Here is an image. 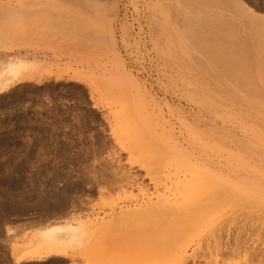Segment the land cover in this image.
<instances>
[{"label": "rangeland", "instance_id": "rangeland-1", "mask_svg": "<svg viewBox=\"0 0 264 264\" xmlns=\"http://www.w3.org/2000/svg\"><path fill=\"white\" fill-rule=\"evenodd\" d=\"M34 1L11 14L16 0H0V63L44 65L40 82L0 93V264H15L11 245L33 230L76 216L103 223L70 258L26 264H260L264 25L252 15L264 18V0ZM114 56L145 93L150 126L130 98L97 95L93 107L72 80L107 74ZM197 167L215 174L212 197L201 186L183 199L176 182ZM121 209L138 214L113 218ZM237 240L251 252L224 253Z\"/></svg>", "mask_w": 264, "mask_h": 264}, {"label": "bare ground", "instance_id": "bare-ground-1", "mask_svg": "<svg viewBox=\"0 0 264 264\" xmlns=\"http://www.w3.org/2000/svg\"><path fill=\"white\" fill-rule=\"evenodd\" d=\"M23 1V0H22ZM29 1V0H28ZM21 2L20 5H19V2H17V4L12 7V10L11 8H8L10 9V13H14L17 12H24L23 10L26 8V6L28 5V7L30 8H26L25 11L29 12L30 10H34L32 9L34 5H31L32 2ZM34 1V0H32ZM37 1V0H36ZM46 1V0H45ZM52 1V0H51ZM70 0H67L66 2H69ZM72 1V0H71ZM70 1V2H71ZM235 1V0H234ZM233 1V4H235V2ZM8 2V1H6ZM12 2V4H14L15 2L14 1H10ZM9 2V3H10ZM38 2V1H37ZM42 2V1H41ZM50 3V0L48 1ZM47 2V3H48ZM64 2V1H63ZM229 2V1H228ZM23 3L25 4L26 3V6L23 5ZM35 3V1L33 2ZM40 3V1H39ZM52 3V2H51ZM238 3V4H237ZM236 4L238 5L237 7L235 6V8H237V10H242V9H245L243 8V4L242 2L239 3L237 2ZM5 4V3H4ZM3 4V5H4ZM22 4V5H21ZM46 4V2H45ZM53 4V3H52ZM51 4V5H52ZM69 4V3H67ZM229 4V3H228ZM231 4V3H230ZM9 5V4H8ZM7 7H10L8 6ZM42 5V4H41ZM40 5V6H41ZM47 5V4H46ZM5 8H6V4L4 5ZM3 6V7H4ZM39 6V7H40ZM49 6V5H47ZM62 7V6H61ZM65 7V6H64ZM230 7V6H229ZM239 7V8H238ZM35 10L37 8L34 7ZM69 8V7H68ZM71 8V7H70ZM69 8V9H70ZM242 8V9H240ZM23 9V10H22ZM45 9V8H42V10ZM63 9V8H62ZM65 9V8H64ZM7 10V8H6ZM13 11V12H12ZM38 11V10H37ZM250 11V10H249ZM7 12V11H6ZM5 12V13H6ZM35 12V11H34ZM32 12V13H34ZM230 12V11H229ZM25 13V12H24ZM31 13V11L29 12V14ZM37 13V12H36ZM248 13H252L251 11L248 12ZM253 14V13H252ZM251 14V15H252ZM8 15V14H7ZM35 15V14H34ZM6 16V15H5ZM254 18L252 19H256L254 20L255 23L259 26H263L264 25V18H258L256 17L255 15H252ZM228 17V16H227ZM226 17V18H227ZM222 19L224 20H227L225 19V17H223ZM223 20V21H224ZM229 20V19H228ZM222 21V22H223ZM253 21V22H254ZM220 22V21H219ZM231 22V21H230ZM233 22V21H232ZM231 22V24H232ZM225 23V22H224ZM227 23V22H226ZM229 24V23H228ZM229 26V25H228ZM264 27V26H263ZM262 28V27H260ZM223 34V33H222ZM220 39V38H218ZM220 42V41H219ZM218 42V45L220 44ZM223 43V42H222ZM220 47V45H219ZM222 53V52H221ZM220 53V54H221ZM25 56V55H24ZM20 57V56H15V57H12V58H9L7 59L6 61L4 60V62H1L3 65L0 66V93L3 92L4 90L7 89V87L11 84V83H15V82H19V81H34V82H40L41 80L39 79V75L41 74V72L44 70L43 67L44 65L42 64L41 61L39 60H31V59H27L26 57ZM222 57V56H221ZM111 61V64H110V68L107 70V74L103 73L102 76L98 77L97 79H94V80H91V81H88V80H83V78H80L78 76H73V81L75 82H83L85 84V86L88 88L89 90V94L91 96V99L92 101L94 102V100L96 99L95 96L97 95H105V94H114V95H117V96H120L121 97H127V100L129 99L131 102L129 108L131 107L132 105V109L133 107H135L136 111L133 109H130L133 111H135L136 113H138L137 111H139L138 115H141L142 114V111H145V114L142 115V116H138V119L137 120L138 122L140 121L142 123V120H143V125L145 126H150L151 124V117L149 116H152L150 115L151 113H153V111H151L152 108H149V101L145 98L144 94H143V90H141L138 86V83L135 81L134 78L131 77V75H129V73H127V71L124 69V66L122 64V62L117 58V56H114L113 59L110 60ZM224 61V60H223ZM0 63V64H1ZM77 72V71H76ZM76 74V73H75ZM220 74V73H219ZM92 75V74H91ZM222 77V76H221ZM112 96V95H111ZM116 96V97H117ZM124 99V98H123ZM145 99L148 101L146 102ZM126 100V99H125ZM123 101V100H122ZM121 102V101H120ZM124 102V101H123ZM122 102V103H123ZM97 103L94 102V105L93 107H96ZM120 105V104H119ZM127 106V104H126ZM141 111V112H140ZM134 112V113H135ZM219 115V114H218ZM144 116V117H143ZM146 116H148L146 118ZM141 117V119L139 118ZM223 119V117H222ZM163 124V123H161ZM231 124V123H230ZM244 125V124H243ZM246 125V124H245ZM244 125V126H245ZM238 127V126H237ZM250 127V126H249ZM163 128V127H162ZM161 128V129H162ZM252 128V127H251ZM166 131V130H164ZM163 132V130H162ZM162 132L161 135H162ZM160 133L158 134V136L160 135ZM164 133V132H163ZM166 134V133H165ZM126 135V134H125ZM129 136V135H128ZM163 136L165 135H162L161 137L163 138ZM160 137V136H159ZM160 137V138H161ZM166 137V136H165ZM225 137V136H223ZM230 137V136H229ZM228 137V138H229ZM242 137V136H241ZM232 138V137H230ZM227 139V138H226ZM164 140L167 141V137L166 139L164 138ZM236 142V141H235ZM239 143V142H237ZM236 143V144H237ZM242 143V142H241ZM175 158V157H173ZM177 158V157H176ZM178 160L181 161V163H186L188 164L183 158H177ZM196 169H201V168H196ZM209 168L207 167V171L204 169V170H200L201 172L199 174H191V177L188 178V179H182V180H178L176 182V188H177V191L180 195H184V193L186 194L187 196V193L189 194H192L195 193V191H198V189L200 190L201 186H203V188L207 187L208 188V192H209V198L212 197L210 196V193L212 192V190L214 191V182L216 180L215 178V174H213L212 171L209 172L208 170ZM251 178V177H250ZM249 179V178H248ZM247 179V180H248ZM255 179V178H254ZM203 180V181H202ZM205 180V181H204ZM245 180V183L246 181ZM251 180L253 181V178H251ZM251 180H249L251 182ZM259 180V179H258ZM255 182L258 183V181L254 180ZM264 182V181H263ZM205 184L207 186H205ZM249 185V187L251 188V190L253 191L254 188H253V185L252 182L251 183H246L245 185ZM259 184V183H258ZM257 184V185H258ZM252 187H251V186ZM256 185V184H255ZM264 185V184H263ZM248 187V186H247ZM248 187V188H249ZM257 188V186H256ZM258 189V188H257ZM256 189V190H257ZM261 189V187H260ZM263 190V189H261ZM201 192V191H200ZM255 192V191H254ZM253 192V193H254ZM258 193L256 194H259L260 195L262 194V191L260 192L257 191ZM177 194V193H176ZM174 194V195H176ZM213 194V192L211 193V195ZM264 194V193H263ZM163 195V194H162ZM158 196L156 198L155 201L153 202H157L158 203H164L168 201L167 197L166 196ZM259 196V195H258ZM263 196V195H262ZM180 197V196H179ZM190 198V196H188ZM174 198V197H173ZM184 199V196L182 197ZM259 198H262L261 196ZM175 199V198H174ZM177 199V198H176ZM175 199V200H176ZM183 199L181 201H178L177 203H182ZM191 199V198H190ZM158 200V201H157ZM187 200V198L185 199ZM187 202V201H185ZM164 201V202H163ZM264 201V200H262ZM152 202H148V205H151ZM189 203V202H188ZM155 204V203H154ZM175 205L176 202L174 201ZM194 204V203H192ZM153 205V204H152ZM159 205V204H158ZM181 204L177 205L179 208H182L180 206ZM191 205V204H189ZM183 206V205H182ZM184 207H185V204H184ZM183 207V209H184ZM197 207V206H196ZM193 208V206H192ZM195 208V207H194ZM140 212H143V211H140ZM138 214L137 210H134V209H126V210H118L117 212L113 213V218H116V219H121L122 218H128V217H131L135 214ZM86 218V217H85ZM110 220H112L110 218ZM103 221V220H102ZM102 221H99L98 223H101ZM98 223L97 221L94 222L90 219H83L81 217H72L70 218L69 220L65 221V222H61V223H54V224H48L47 226H44L42 228H37L35 230L32 231L31 235L29 237H26L27 239L24 241L23 244H12L10 249H11V255L14 259V263L15 264H26V263H30V262H34V261H46V260H52V259H66V258H70V250H72V247L77 245V244H81V242H83V239L85 240L87 234H89L91 232V230H95L98 226ZM103 223V222H102ZM177 225V224H176ZM183 226V224H181ZM189 225V224H188ZM96 226L94 229H91L92 227ZM179 226V225H178ZM181 226V227H182ZM190 226V225H189ZM180 227V226H179ZM184 227V226H183ZM188 227V226H186ZM91 229V230H90ZM10 231V230H9ZM93 233V232H92ZM90 233V234H92ZM235 239V238H234ZM233 239V240H234ZM23 241V240H22ZM236 241V240H235ZM234 242V241H233ZM242 242V240H241ZM240 242V244H241ZM235 243V242H234ZM209 244V243H208ZM236 244V243H235ZM234 244V245H235ZM237 244H238V240H237ZM245 244V242H244ZM243 244V245H244ZM188 245V244H187ZM187 245H184V246H179L181 249L183 248V250L181 251V249L178 248V251L180 253V255H177L176 256H179L181 259H183L184 255H185V248ZM28 247L26 248L25 250H20L22 247ZM232 243L230 246H227L225 247L224 246V253H239V252H243L244 254L247 255V252H251V249L250 251L249 250V246L247 248V246L245 247H242L238 244V246L236 245L235 247L232 246ZM33 247V248H32ZM185 247V248H184ZM259 247V246H258ZM32 248V249H31ZM256 248V247H255ZM253 249V248H252ZM257 250V249H256ZM253 252V251H252ZM251 255H253V259L255 258L257 260V262H259L260 264H264V250H262V248H258L257 251L254 250V253H250ZM187 255V254H186ZM250 255V257H251ZM174 256V258L176 257ZM249 256V254H248ZM188 257V256H187ZM73 258V257H72ZM175 259H178V258H175ZM179 259V260H181ZM178 260V261H179ZM255 260V261H256ZM177 261V260H176ZM183 261L185 260H182L177 262L178 264L181 263H184ZM71 263V262H70ZM150 264H153L155 262H150ZM147 263V264H149ZM72 264V263H71ZM74 264V263H73Z\"/></svg>", "mask_w": 264, "mask_h": 264}]
</instances>
